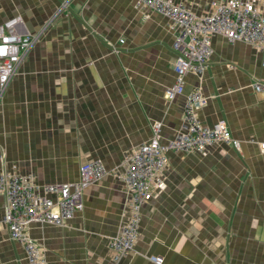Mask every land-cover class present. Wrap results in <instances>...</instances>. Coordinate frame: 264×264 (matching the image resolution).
I'll return each mask as SVG.
<instances>
[{
  "label": "crops",
  "instance_id": "obj_1",
  "mask_svg": "<svg viewBox=\"0 0 264 264\" xmlns=\"http://www.w3.org/2000/svg\"><path fill=\"white\" fill-rule=\"evenodd\" d=\"M196 16L215 0H173ZM264 16V0H256ZM33 44L0 93V175L28 174L38 185L70 183L80 165L100 160L107 175L85 189L83 208L63 226L31 224L46 264H114L109 241L124 222L123 163L159 125L165 143L182 128L183 95L174 83L170 21L133 0H0V24ZM202 75L188 73L184 94L199 89L203 125L222 121L239 149L170 152L141 208L134 250L116 264H264V82L259 51L211 37ZM0 264H27L3 223Z\"/></svg>",
  "mask_w": 264,
  "mask_h": 264
},
{
  "label": "built area",
  "instance_id": "obj_2",
  "mask_svg": "<svg viewBox=\"0 0 264 264\" xmlns=\"http://www.w3.org/2000/svg\"><path fill=\"white\" fill-rule=\"evenodd\" d=\"M136 8L155 12L170 21L174 32L172 50L174 83L166 90L165 98L173 100L183 95L182 128L171 140L162 143L159 125L153 127L152 137L136 147L123 163L122 182L126 195L124 222L108 248L112 261L134 250L139 236L141 208L147 204L154 190L162 189L161 174L170 152H203L214 144H229L239 149L222 121L207 127L198 112L206 104L199 89L184 94L188 73L202 75L212 55L211 37L220 35L229 43L240 42L255 47L264 67V16L256 0H215L211 12L196 16L182 3L173 0H133ZM19 18L0 24V93L9 83L22 56L30 49L33 38L19 33ZM256 92L264 91V82L252 85ZM264 154V141L258 144ZM107 175L103 163L89 160L78 169V179L70 183L38 185L28 174L0 175V194L4 197L3 223L9 238L20 245L27 264H46L43 249L28 234L31 224L63 226L82 210V196L90 185ZM154 264H163L162 257H150Z\"/></svg>",
  "mask_w": 264,
  "mask_h": 264
}]
</instances>
